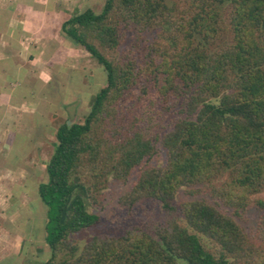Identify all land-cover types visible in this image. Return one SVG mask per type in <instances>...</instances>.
Wrapping results in <instances>:
<instances>
[{"label":"trees","instance_id":"obj_1","mask_svg":"<svg viewBox=\"0 0 264 264\" xmlns=\"http://www.w3.org/2000/svg\"><path fill=\"white\" fill-rule=\"evenodd\" d=\"M62 31L106 83L83 123L57 129L37 189L42 264H264V200L254 202L257 244L218 208L244 212L264 191V0H106ZM116 183L128 186L129 212L152 202L163 215L84 247L71 241L100 224L88 206ZM198 186L211 203L176 205Z\"/></svg>","mask_w":264,"mask_h":264},{"label":"crops","instance_id":"obj_2","mask_svg":"<svg viewBox=\"0 0 264 264\" xmlns=\"http://www.w3.org/2000/svg\"><path fill=\"white\" fill-rule=\"evenodd\" d=\"M105 1L0 0V244L32 236L25 228L21 237L15 214L34 194L33 153L46 146L47 126L58 115L52 86L81 61L63 23Z\"/></svg>","mask_w":264,"mask_h":264},{"label":"rangeland","instance_id":"obj_3","mask_svg":"<svg viewBox=\"0 0 264 264\" xmlns=\"http://www.w3.org/2000/svg\"><path fill=\"white\" fill-rule=\"evenodd\" d=\"M105 1V0H104ZM100 6L98 10H101ZM96 9V12H101ZM78 51V49L73 50ZM81 51L82 48H79ZM66 55L68 53H65ZM81 61L77 66H74L72 71H64L66 74L57 78V83L53 84L58 87L52 94L54 103L58 107V111L54 115L52 122L47 126L49 129V137L46 141V146L35 149L32 160V182L34 194L26 200L22 210L15 214L16 227L24 239V229H29L32 236L27 235L24 239L25 243L19 238V235L9 237L10 242L0 244V264H42L48 260L50 250L45 244V224L47 208L41 202L39 193L37 191L40 183L48 181L46 165L50 160L54 143L56 142V132L59 126L65 121H73L75 123H83V118L89 112V100L92 95L97 94L106 83V73L96 61L80 54L73 53ZM63 72V71H62ZM56 89V88H55ZM57 96V97H56ZM164 153L162 156V160ZM221 184L217 181L216 186ZM37 191V192H36ZM128 191V186L120 184H111L105 191L104 198L100 199L102 205L90 204L88 209L91 213L97 214L101 218L98 226L84 230L81 233L71 235L70 240L79 242L82 247L89 243L92 239L98 236L118 235L121 230L138 225L145 228L146 222L150 221L152 217L159 220L161 214L158 205L152 202H146L141 207L135 208L133 212H129L120 204V199L125 192ZM187 189H182L176 198V205L191 199H204L211 203L212 198L208 189L203 186L193 188V194ZM257 200H264V191L255 193L251 196V205L244 212L235 213L234 210H228L224 207L218 206L219 210L226 215L231 216L236 223L242 228L248 239L257 244L258 242V224L262 218V213L258 207H254V202ZM21 209V208H20ZM32 225V226H31ZM147 228V227H146ZM150 229V228H149ZM19 234V233H17Z\"/></svg>","mask_w":264,"mask_h":264}]
</instances>
